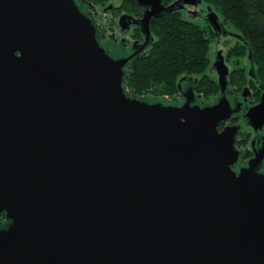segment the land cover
Listing matches in <instances>:
<instances>
[{"label":"water","instance_id":"water-1","mask_svg":"<svg viewBox=\"0 0 264 264\" xmlns=\"http://www.w3.org/2000/svg\"><path fill=\"white\" fill-rule=\"evenodd\" d=\"M137 1L142 49L152 19L203 3ZM96 32L75 0H0V264H264V153L234 170L221 52L216 104L165 106L127 94L134 55ZM247 118L264 124V96Z\"/></svg>","mask_w":264,"mask_h":264},{"label":"trees","instance_id":"trees-1","mask_svg":"<svg viewBox=\"0 0 264 264\" xmlns=\"http://www.w3.org/2000/svg\"><path fill=\"white\" fill-rule=\"evenodd\" d=\"M85 1L99 5L110 0ZM123 1L128 8L139 7L137 0ZM172 1L163 0V3ZM203 4L219 16L224 28L241 38L234 39L227 53L237 66L233 74L246 73L243 61L250 53L255 79L264 83V0H203ZM175 9L152 19L150 30L154 40L145 54L135 57L126 67L125 90L132 98L157 103L166 97H177L182 77L200 76L197 91L209 100L217 99L220 88L206 74L211 65L209 53L212 44L218 40V34L207 20L203 27L184 18L178 6ZM240 65L242 67L238 68ZM223 126L221 124L220 129ZM9 222L5 213L0 215V228H6Z\"/></svg>","mask_w":264,"mask_h":264},{"label":"flooded vegetation","instance_id":"flooded-vegetation-1","mask_svg":"<svg viewBox=\"0 0 264 264\" xmlns=\"http://www.w3.org/2000/svg\"><path fill=\"white\" fill-rule=\"evenodd\" d=\"M75 1L81 12L88 17L96 27V36L99 44L113 59H124L134 55L131 59L133 60L135 57H139L149 50L152 41L146 48L142 49L146 38L142 32L141 25L135 23V21L139 22L145 15L146 9L142 6L139 5V7L126 8V3L123 0H121L119 5L110 4L104 6L102 8L104 13L118 14V21L116 20V24L114 26H110V24L105 26V24L100 23L101 14L98 12V10H100L99 7L96 8V6L91 3L87 4L85 0ZM176 1L177 0H173L169 4L163 3V5L165 7H169L175 4ZM202 4L197 7L186 5L182 9H179V11L183 13L189 12V14L193 16L195 14L202 16L204 15L203 12L199 11ZM191 9H194V11ZM206 14L208 13L206 12ZM232 34L236 33L223 28L222 33L218 35V40L216 42L217 44H220L221 38L225 37L223 45L226 48V51L224 49H217V52H221V55L224 57L225 64L229 68L225 95L230 101L234 113L232 118L224 123L222 129L225 126H237L240 128L235 142V147L239 151V159L233 167L239 174L241 169L249 167L252 159L264 153V124L259 127L256 122L247 118V114L250 111L255 110L262 103L264 96V83L258 82L255 79L254 70L251 71L252 61L250 53L247 60H244L245 63L243 67L245 68L246 73L233 74V72L237 69V66L235 64V66L233 65L234 59H229L227 53L230 45L233 44L232 40L239 39L234 37ZM216 61L214 60V62ZM214 62L212 63L211 61L209 73L206 75H208L211 80L216 81L219 86V75L216 67L213 66ZM230 64H232L233 67H231ZM199 79H201L200 76L182 77L180 83L178 84L179 94L177 97L161 101V103L165 106L181 107L189 99L192 106L205 107L216 104L222 96L221 87L219 86L220 93L217 96V99L209 100L203 93H199L197 91V83ZM191 92L194 93V96H191ZM256 171L259 175H264V159L258 165Z\"/></svg>","mask_w":264,"mask_h":264},{"label":"rangeland","instance_id":"rangeland-1","mask_svg":"<svg viewBox=\"0 0 264 264\" xmlns=\"http://www.w3.org/2000/svg\"><path fill=\"white\" fill-rule=\"evenodd\" d=\"M120 3H121V0H110V1L106 2L105 4L95 5L96 8L99 7V9H100V10H98L99 14H101L100 15V23L105 24V26H107L108 24H110V26H114L116 24V20L118 21V19H117L118 14L117 15H115V14H106V13H104L102 8L104 6H107V5H110V4L119 5ZM123 6H124V4H123ZM207 7H209V6H207L206 4H202L201 7L199 8V11L203 12V14H204L203 16L204 17H206V15H207L206 12L208 13ZM126 8H128V7H126ZM191 10L194 11V9H191ZM183 17L188 19V20H190V21H192V22H194V23H196V24H199V25H201L203 27L206 25V19H204V18H202L200 16H195L193 19H190L188 17L187 13H183ZM224 40H225V37H222L221 38V43L218 44V47L216 45V42L212 44L211 51L209 53V57H210L212 63L214 62V60L216 61V54H215L217 52L216 49H224L226 51V48L223 45V41ZM232 43L234 44V40H232ZM244 63H245V61H243V65H244ZM214 64H215V62H214ZM233 65H234V63H233ZM233 65L230 64L231 67H233ZM240 67H242V65H240ZM240 67H238V68H240ZM128 90L130 92V88H128ZM169 99H171V98H169Z\"/></svg>","mask_w":264,"mask_h":264},{"label":"built area","instance_id":"built-area-1","mask_svg":"<svg viewBox=\"0 0 264 264\" xmlns=\"http://www.w3.org/2000/svg\"><path fill=\"white\" fill-rule=\"evenodd\" d=\"M166 99H169L168 97H166Z\"/></svg>","mask_w":264,"mask_h":264}]
</instances>
